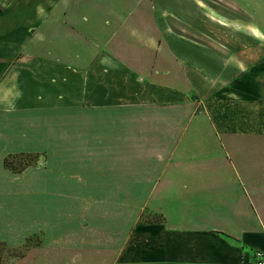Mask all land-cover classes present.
<instances>
[{
  "label": "crops",
  "instance_id": "crops-1",
  "mask_svg": "<svg viewBox=\"0 0 264 264\" xmlns=\"http://www.w3.org/2000/svg\"><path fill=\"white\" fill-rule=\"evenodd\" d=\"M105 1L0 0V241L42 235L18 264H256L264 0L208 45L170 0Z\"/></svg>",
  "mask_w": 264,
  "mask_h": 264
},
{
  "label": "rangeland",
  "instance_id": "rangeland-1",
  "mask_svg": "<svg viewBox=\"0 0 264 264\" xmlns=\"http://www.w3.org/2000/svg\"><path fill=\"white\" fill-rule=\"evenodd\" d=\"M247 1L248 0H170L173 13H178L181 17L179 21L172 23L173 28L181 32L185 31L186 33L195 35L200 41L208 45L210 42L213 43V41L209 39L210 36L215 37L217 34V36L220 37L221 33L227 32L221 25L216 24V18L220 17L219 15L223 16V18L227 17L228 19H239V21L249 19L251 14L247 12L245 4ZM102 3L106 4L107 7L114 6L115 9L116 7L119 9L123 7V3H118L117 0H108ZM233 32L240 33L237 28H235ZM220 40L233 45V47L238 44L241 45L239 41H233L230 37L227 41ZM38 146H40V144ZM34 159V155H23L21 158L17 159V163L28 164ZM18 164H16L17 167L22 168V166L19 167ZM34 164L35 162L32 163V165ZM24 179L25 178H23L22 181ZM19 207L23 208L22 202L19 203ZM153 220H155V218H153ZM36 226L37 223L32 222L30 225L21 226L19 229L16 223L13 231L19 229L18 234L15 236H19L21 239L19 237L14 238L15 242L18 244L20 241L22 242L23 236L31 232L27 231V229L30 227L33 229ZM30 236H32V239L28 244L29 246L25 249L26 239ZM30 236L26 237L22 245L18 247L0 241V243H4L6 247L4 250L0 249L1 264H18L26 256L27 251L30 249L34 250L40 246L42 235L30 234ZM6 240H9V237H6Z\"/></svg>",
  "mask_w": 264,
  "mask_h": 264
},
{
  "label": "trees",
  "instance_id": "trees-1",
  "mask_svg": "<svg viewBox=\"0 0 264 264\" xmlns=\"http://www.w3.org/2000/svg\"><path fill=\"white\" fill-rule=\"evenodd\" d=\"M22 156L23 155H19V154H17V155H9L8 157H6L4 159L3 167L5 169L9 170L10 172L14 173V174H21L27 167L31 166L32 163L37 162V156L34 155L35 159L32 160L30 163H28V164H18L17 163V159L21 158ZM16 164H18L19 167L22 166V168H18ZM31 239H32V236H30V237H28L26 239V246H24L25 249L27 248V246H29L28 244L30 243ZM40 245H41V243H40ZM5 248H6L5 244L4 243H0V249L4 250ZM0 264H1V261H0Z\"/></svg>",
  "mask_w": 264,
  "mask_h": 264
},
{
  "label": "built area",
  "instance_id": "built-area-1",
  "mask_svg": "<svg viewBox=\"0 0 264 264\" xmlns=\"http://www.w3.org/2000/svg\"><path fill=\"white\" fill-rule=\"evenodd\" d=\"M256 264H264V255L260 251L254 253Z\"/></svg>",
  "mask_w": 264,
  "mask_h": 264
},
{
  "label": "clouds",
  "instance_id": "clouds-1",
  "mask_svg": "<svg viewBox=\"0 0 264 264\" xmlns=\"http://www.w3.org/2000/svg\"><path fill=\"white\" fill-rule=\"evenodd\" d=\"M21 95H22V93H21Z\"/></svg>",
  "mask_w": 264,
  "mask_h": 264
}]
</instances>
